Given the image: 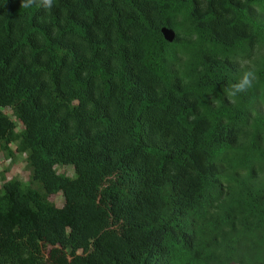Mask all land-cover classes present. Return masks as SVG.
<instances>
[{
  "label": "trees",
  "instance_id": "16d2710c",
  "mask_svg": "<svg viewBox=\"0 0 264 264\" xmlns=\"http://www.w3.org/2000/svg\"><path fill=\"white\" fill-rule=\"evenodd\" d=\"M23 2L0 0V155L29 182L1 176L0 264H264V0Z\"/></svg>",
  "mask_w": 264,
  "mask_h": 264
},
{
  "label": "clouds",
  "instance_id": "9594fccd",
  "mask_svg": "<svg viewBox=\"0 0 264 264\" xmlns=\"http://www.w3.org/2000/svg\"><path fill=\"white\" fill-rule=\"evenodd\" d=\"M33 4L43 7L45 10H50L54 6V0H24L21 6L28 8ZM257 79L258 77L254 68L248 67L246 70L242 71L239 81L226 89V95L231 98L233 103L237 102L240 98V94L251 89L255 85Z\"/></svg>",
  "mask_w": 264,
  "mask_h": 264
},
{
  "label": "rangeland",
  "instance_id": "374dc122",
  "mask_svg": "<svg viewBox=\"0 0 264 264\" xmlns=\"http://www.w3.org/2000/svg\"><path fill=\"white\" fill-rule=\"evenodd\" d=\"M4 112L9 114L7 109H5ZM57 170L65 172L68 176L73 175V171L70 168H57ZM27 171L23 156L17 157L13 161L5 160L3 156L0 155V186L2 185L1 176H3L6 181L10 179H18L28 185ZM51 200L54 201L57 206H61L62 204V198L60 196L53 197Z\"/></svg>",
  "mask_w": 264,
  "mask_h": 264
},
{
  "label": "water",
  "instance_id": "95a60500",
  "mask_svg": "<svg viewBox=\"0 0 264 264\" xmlns=\"http://www.w3.org/2000/svg\"><path fill=\"white\" fill-rule=\"evenodd\" d=\"M164 38L168 42H172L174 40V33L173 32H164Z\"/></svg>",
  "mask_w": 264,
  "mask_h": 264
}]
</instances>
